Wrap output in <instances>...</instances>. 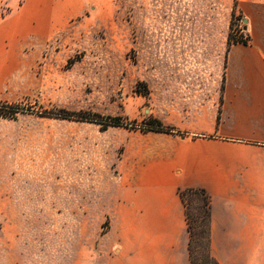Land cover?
Here are the masks:
<instances>
[{
  "label": "rangeland",
  "instance_id": "rangeland-1",
  "mask_svg": "<svg viewBox=\"0 0 264 264\" xmlns=\"http://www.w3.org/2000/svg\"><path fill=\"white\" fill-rule=\"evenodd\" d=\"M59 1L71 7L62 29L0 69V264H96L113 185L181 135L153 129L151 114L213 77L211 44L235 0ZM246 3L232 21L243 35ZM185 199L196 215L200 202Z\"/></svg>",
  "mask_w": 264,
  "mask_h": 264
},
{
  "label": "crops",
  "instance_id": "crops-1",
  "mask_svg": "<svg viewBox=\"0 0 264 264\" xmlns=\"http://www.w3.org/2000/svg\"><path fill=\"white\" fill-rule=\"evenodd\" d=\"M11 2L0 22L2 70L24 41L61 30L71 9L59 0ZM241 14L249 43L227 50V32L215 52L211 44L213 77L159 98L163 112L153 119L181 135H165L131 178L116 180L96 264H190L177 194L187 188L209 196L217 264H264V0H247Z\"/></svg>",
  "mask_w": 264,
  "mask_h": 264
},
{
  "label": "trees",
  "instance_id": "trees-1",
  "mask_svg": "<svg viewBox=\"0 0 264 264\" xmlns=\"http://www.w3.org/2000/svg\"><path fill=\"white\" fill-rule=\"evenodd\" d=\"M236 0L233 4V10L231 13V22L227 33V50L232 45H247L249 43V36L243 35L240 29L234 28L232 22L235 17ZM239 16V15H238ZM8 109H17L16 107L6 106ZM2 107H0L1 109ZM2 114V113H0ZM110 125L120 126L122 123L117 121H109ZM152 128L155 130L163 129L160 122L153 120L151 122ZM166 131L173 133V129L167 128ZM177 194L183 204L184 218L186 222V230L188 233L187 241V253L190 264H217L210 252V240H209V224H210V199L207 193L201 188H187L179 189ZM186 197L189 200L196 199L200 202L197 207V214L191 215L189 211V205L186 201ZM197 255L200 257L198 262Z\"/></svg>",
  "mask_w": 264,
  "mask_h": 264
},
{
  "label": "water",
  "instance_id": "water-1",
  "mask_svg": "<svg viewBox=\"0 0 264 264\" xmlns=\"http://www.w3.org/2000/svg\"><path fill=\"white\" fill-rule=\"evenodd\" d=\"M243 22H245V20H243Z\"/></svg>",
  "mask_w": 264,
  "mask_h": 264
}]
</instances>
